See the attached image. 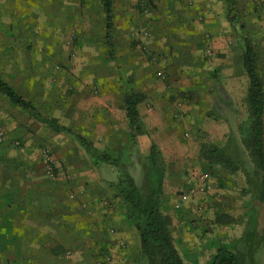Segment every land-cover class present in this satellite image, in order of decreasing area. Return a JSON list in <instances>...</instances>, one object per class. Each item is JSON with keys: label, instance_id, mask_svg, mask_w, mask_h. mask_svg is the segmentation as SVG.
<instances>
[{"label": "rangeland", "instance_id": "rangeland-1", "mask_svg": "<svg viewBox=\"0 0 264 264\" xmlns=\"http://www.w3.org/2000/svg\"><path fill=\"white\" fill-rule=\"evenodd\" d=\"M159 4L163 9L165 3L162 1ZM169 6L171 10L178 8L173 4ZM212 13L213 25L210 24L212 26L202 34L194 32L192 35L195 37L187 34L191 23L185 16L182 19L178 16L180 25L169 18L167 23H163L169 27L164 31L165 35L170 37L171 46L200 44L203 47L201 61L204 67L199 72V78L201 82L208 83L205 89L208 91H205V94L213 100L206 101L203 96L204 90L195 88L200 96L198 101L201 99V115H192L190 108L194 92V88L188 86L192 83L190 80L192 55L188 52L154 55L155 64H158L154 73H158V77L163 80L166 71H169L172 82L176 83L175 86L169 87L171 102L176 101L177 107L181 104L185 106L184 110L177 109L175 112L178 123L182 125L183 122L190 120L200 124L194 132L186 128L180 135L178 134V142L171 145L167 151L158 198L159 207L169 219L172 239L175 233L178 244L184 242L194 246L191 249L177 247L184 262L208 264L215 248L224 245L236 253L241 262L264 264V198L258 200L248 182L250 177H258L259 173L250 154L248 137L250 117L246 100L248 78L241 66V36L246 35L256 51V68L264 96V0H235L230 10L226 1L219 0L217 5V0H214ZM233 14L237 15L236 19L229 20L228 17ZM176 15L173 14V19L177 17ZM201 21L198 19L196 30H199ZM109 39L112 41L114 37L109 35ZM104 45L98 54L91 45L82 46L81 54L76 59L78 69L74 72L62 65L61 69L53 68L54 73L52 69L44 71L40 86H33L30 80L24 79L26 83L22 81L20 86L14 88L22 97H32L31 102L41 113L55 115L58 123L80 133L96 149L112 155L119 152L118 160L129 171L136 185L142 189V172L136 160L139 153L145 150L147 142L144 143L140 134H132L131 130H127V134L120 132L122 130L120 119L115 121L110 119L107 108L100 103L105 95L109 94L112 85L117 91L114 95L120 97L121 93L131 90L127 88L128 84L134 85L141 79H138L122 60L124 55L122 48H111L106 41ZM139 55L146 61L147 57H150L145 52ZM166 56H169L170 61L168 69L167 66H160L161 60ZM218 86L227 94L229 105L218 97ZM2 97L0 94V99H3ZM97 118L101 119L100 124H96ZM207 125L211 126L204 129ZM107 126L110 128L107 129ZM0 128L2 129L1 126ZM111 128L114 133L116 131V137L113 136L110 140V137L106 138V132ZM262 128L264 145V104ZM230 132L237 147V162H234L233 171L211 162L200 154L203 147L201 145L220 146ZM57 136L62 142L71 140L75 148L80 149L83 159L87 160L82 148L68 132H59ZM11 141L15 140L13 138L9 140V145L14 148ZM17 141L20 142L19 139ZM43 145L48 147L53 161H58L50 144L45 141L37 144L38 161H41ZM138 148H141V151ZM90 165L89 170L92 171ZM93 168L100 184L108 189L104 182L115 180L114 166L100 164ZM43 174L48 176L47 180L50 178L48 182L54 181L45 170ZM85 186L86 183H83L82 196L75 204L71 205L67 201L62 208H54L45 216L47 220L43 222L40 216L38 217L40 219L29 215L21 216V219L30 220L32 227L43 223L42 227H45L42 231L43 238L45 235L46 237L42 250L25 243L18 245V248L22 252L43 255V264H105L104 258L110 256V250L106 251L103 244L97 243L90 229L93 222L90 221L88 212H92V209L90 193ZM67 191L70 192L71 189ZM183 195H186L185 199L182 198ZM112 197L115 199L113 195ZM98 204L102 207L109 206L106 198H100ZM175 225L180 228L182 236L177 234ZM24 232L29 233L18 231ZM30 232L33 238L39 237L37 235L40 231L37 229Z\"/></svg>", "mask_w": 264, "mask_h": 264}, {"label": "crops", "instance_id": "crops-1", "mask_svg": "<svg viewBox=\"0 0 264 264\" xmlns=\"http://www.w3.org/2000/svg\"><path fill=\"white\" fill-rule=\"evenodd\" d=\"M162 1L165 3L163 9L159 4ZM213 1L112 0L110 5L112 18L107 31L114 39H111L109 47L122 48L124 53L122 60L127 64V68L141 79L140 82L128 84L127 87L139 94L136 108L146 132V135L140 136L143 142H147V146L149 144L147 139L153 141L164 160L169 147L178 142V134L180 135L186 128L194 132L200 124L190 120L185 123L182 121V125L178 123L175 112L177 109L184 110L185 106L181 104L177 107L176 101L171 102L169 87L175 86L176 83L172 82L169 71H166L163 80L158 77V73H154L158 68L154 55L158 53L168 55L174 52H188L192 55L190 64L192 83L188 84L194 88L190 102L192 115H201V99L198 101L200 96L195 88H201L205 94L208 91L205 90L208 83L201 82L199 78V72L204 67L201 61L203 47L200 44L171 46L170 37L165 35L164 31L169 27L163 23H167L169 18L180 25L178 16L180 19L185 16L191 23L187 34L190 37H195L192 35L194 32L202 34L213 25ZM169 4L178 8L171 10ZM173 14H177L175 19ZM198 19L202 20V24L199 25V30H196ZM106 21L101 0H0V78L12 88L20 86L22 81L26 83L24 79L30 80L33 86H40L44 71L52 69L53 72V68L61 69L63 65L74 72L78 69L76 59L81 54L82 46L91 45L97 54L103 50L106 41ZM143 52L150 55L147 61L139 55ZM160 63L161 67L167 66L168 69L169 56ZM109 89L111 91L100 103L107 108L110 119L114 121L120 119L121 129L124 130L120 132L127 134L129 128L123 93L118 97L114 95L117 92L116 87L112 85ZM203 96L206 101L213 100L209 95ZM2 98L0 126L5 139L0 142V264L18 262L43 264V255L22 252L18 245L25 243L41 249L46 237L45 235L43 238L42 233L45 227H42L43 223L32 227L30 220L20 217L29 215L40 219L38 218L40 216L42 222L47 220L45 216L54 208H62L67 201L71 205L75 204L82 196L83 183H86V190L90 193L92 212L89 211L88 214L90 221L93 222L90 226L92 234L99 245L103 244L106 251L110 250V256L104 258L106 260L104 263L144 264L137 235L125 218L120 203L112 197L111 191L100 184L93 166L92 171L89 170L90 163L88 159H83L80 149H76L71 140L60 141L57 136L59 132L35 120L29 112L12 105L4 96ZM25 99L33 100L32 97ZM100 123L101 119L97 118L96 124ZM208 126L211 125L205 126L204 129ZM109 128L107 126V129ZM106 133V138L110 137V140L116 135L113 128ZM11 138L19 139V146L11 141L14 147L12 148L9 145ZM43 141L50 144L58 158V161H54L53 175L50 176L54 180L52 183L48 182L50 178L47 180L48 176L43 174L44 167L36 154L37 144ZM147 146L142 153L146 152ZM138 150L141 151V148ZM68 189L71 191L68 192ZM100 198H106L109 206H99ZM175 226L177 234L182 236L178 225ZM33 228L40 231L37 235L39 237L33 238L30 232L34 230ZM21 230L29 233H18ZM174 234L173 244L178 253L177 247L194 248L189 243L178 244Z\"/></svg>", "mask_w": 264, "mask_h": 264}, {"label": "trees", "instance_id": "trees-1", "mask_svg": "<svg viewBox=\"0 0 264 264\" xmlns=\"http://www.w3.org/2000/svg\"><path fill=\"white\" fill-rule=\"evenodd\" d=\"M228 10L234 6L235 0H224ZM106 15L105 38L110 44L107 29L112 18L110 5L112 0H101ZM237 15L228 17L236 19ZM241 66L248 78L247 105L249 111L248 137L250 154L259 173L258 177H250L253 193L258 200L264 198V145L262 128V111L264 104L263 87L256 68V51L248 36H241ZM218 96L229 105V98L222 87L218 86ZM0 94L12 105L17 106L31 114V116L56 132H68L74 141L82 148L92 166L100 164L113 165L116 178L113 181H105L104 184L112 195L119 201L125 218L133 226L139 242V248L146 264H188L183 261L176 250L170 231V222L159 207V194L164 172V158L158 146L148 140L147 150L139 153L137 163L142 172V189L136 185L133 177L126 167L118 160L119 152L115 155L96 149L93 144L80 133L58 123L55 117L45 116L34 104L16 92L8 83L0 78ZM139 94L128 90L123 93L124 110L127 118V126L132 134L146 135L138 116L136 103ZM147 137V136H146ZM201 156L211 162L222 165L223 168L234 170V162L237 160V147L233 134L227 135L225 142L220 146L201 145ZM237 162V161H236ZM254 178V179H253ZM208 264H249L241 262L236 253L229 248L218 245Z\"/></svg>", "mask_w": 264, "mask_h": 264}, {"label": "built area", "instance_id": "built-area-1", "mask_svg": "<svg viewBox=\"0 0 264 264\" xmlns=\"http://www.w3.org/2000/svg\"><path fill=\"white\" fill-rule=\"evenodd\" d=\"M4 138V131L0 128V141H2ZM13 144L14 145H19V142L17 140L13 141ZM41 163L44 167V170L47 174H49L50 176L53 175V159L51 158L50 156V153H49V149L46 145H43L41 147ZM182 198H186V195H183Z\"/></svg>", "mask_w": 264, "mask_h": 264}]
</instances>
